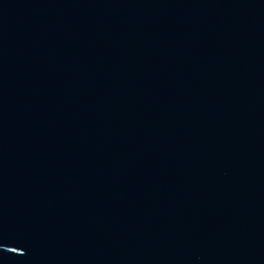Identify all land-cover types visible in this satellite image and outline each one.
Masks as SVG:
<instances>
[{"label": "water", "instance_id": "95a60500", "mask_svg": "<svg viewBox=\"0 0 264 264\" xmlns=\"http://www.w3.org/2000/svg\"><path fill=\"white\" fill-rule=\"evenodd\" d=\"M0 264H264V0H0Z\"/></svg>", "mask_w": 264, "mask_h": 264}]
</instances>
